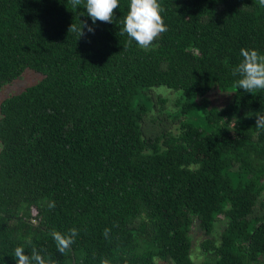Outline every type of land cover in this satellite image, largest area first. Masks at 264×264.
Listing matches in <instances>:
<instances>
[{
	"label": "trees",
	"instance_id": "16d2710c",
	"mask_svg": "<svg viewBox=\"0 0 264 264\" xmlns=\"http://www.w3.org/2000/svg\"><path fill=\"white\" fill-rule=\"evenodd\" d=\"M129 2L92 24L70 0H0V90L26 69L42 75L0 102V264H16L17 246L29 254L28 238L58 264H264V91L238 89L232 75L242 47L264 53V7L161 0L168 31L145 51L119 31ZM80 20L94 32L78 39L68 29ZM157 86L186 99L235 91L207 106L206 131L182 121L146 135L167 99L132 101ZM73 227L61 255L51 233Z\"/></svg>",
	"mask_w": 264,
	"mask_h": 264
},
{
	"label": "clouds",
	"instance_id": "9594fccd",
	"mask_svg": "<svg viewBox=\"0 0 264 264\" xmlns=\"http://www.w3.org/2000/svg\"><path fill=\"white\" fill-rule=\"evenodd\" d=\"M72 9L83 6L86 9V15L91 18L92 24L98 20L104 23H111L115 17V9L120 7V0H70ZM259 5L264 7V0H258ZM165 8L161 0H130L128 11L122 20V27L119 29L121 35L127 34L129 43H135L145 51H148L161 34L168 31V26L164 21L163 13ZM88 32H94V28L88 25L87 21L80 20V24L72 23L68 32L76 33L78 39ZM241 61L232 69V75L238 77L236 86L245 92L257 94L264 91V53L255 48H241ZM247 115V114H246ZM250 116V115H248ZM255 126L264 130V113H255ZM48 207L54 208L55 201H51ZM111 229H104L105 238L109 237ZM79 231L73 227L67 233L53 230L51 233L55 241L57 251L64 255L70 250L75 242ZM29 254L25 252V246H17L14 250V259L16 264H58V261L51 256L42 255L35 246L32 245L31 238L26 240ZM100 264H112L109 258H102ZM121 264H128L125 258Z\"/></svg>",
	"mask_w": 264,
	"mask_h": 264
},
{
	"label": "rangeland",
	"instance_id": "374dc122",
	"mask_svg": "<svg viewBox=\"0 0 264 264\" xmlns=\"http://www.w3.org/2000/svg\"><path fill=\"white\" fill-rule=\"evenodd\" d=\"M41 79V74L34 72L33 70L26 69L23 72L21 79L5 85L0 90V102L5 97L19 93L26 87L38 83ZM234 91V86H229L226 88L217 87L212 89L202 98L194 97L191 99H186L180 90L170 89L165 86H157L149 88L148 90H144L143 94H140L139 96L135 97V99H133L132 104L134 107L140 103L150 106L160 96L167 99V103L163 111L164 116L158 119L153 125L151 123H148L147 125V121L149 119H145L144 133L146 135L155 136L157 134H161L165 129L168 128L170 131H173L182 121L195 124L206 131L208 129L205 121L207 106L215 105L217 107H221L232 102ZM187 105H190V108H188ZM222 224L223 223H221V221L216 223L213 234L218 235L220 232V225ZM190 235L191 239H194V245L191 249V256L195 261H200L203 259V252L200 248V242L204 237L198 230V227H196Z\"/></svg>",
	"mask_w": 264,
	"mask_h": 264
}]
</instances>
